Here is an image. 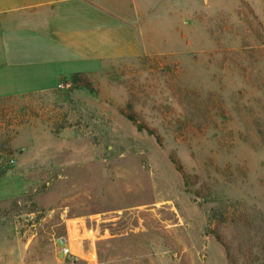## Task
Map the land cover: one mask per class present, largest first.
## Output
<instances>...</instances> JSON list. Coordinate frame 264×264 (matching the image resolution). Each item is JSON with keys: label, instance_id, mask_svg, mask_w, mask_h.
<instances>
[{"label": "rangeland", "instance_id": "1", "mask_svg": "<svg viewBox=\"0 0 264 264\" xmlns=\"http://www.w3.org/2000/svg\"><path fill=\"white\" fill-rule=\"evenodd\" d=\"M141 29L4 116L0 264H264V0H147Z\"/></svg>", "mask_w": 264, "mask_h": 264}, {"label": "crops", "instance_id": "2", "mask_svg": "<svg viewBox=\"0 0 264 264\" xmlns=\"http://www.w3.org/2000/svg\"><path fill=\"white\" fill-rule=\"evenodd\" d=\"M146 22L147 0H0V153L4 116L31 114L66 80L146 52Z\"/></svg>", "mask_w": 264, "mask_h": 264}, {"label": "built area", "instance_id": "3", "mask_svg": "<svg viewBox=\"0 0 264 264\" xmlns=\"http://www.w3.org/2000/svg\"><path fill=\"white\" fill-rule=\"evenodd\" d=\"M58 87H61V85H58ZM14 164V160L5 156H0V168H6L10 167ZM59 245H60V253L63 256H70V249L68 246V240L64 237L59 239Z\"/></svg>", "mask_w": 264, "mask_h": 264}, {"label": "trees", "instance_id": "4", "mask_svg": "<svg viewBox=\"0 0 264 264\" xmlns=\"http://www.w3.org/2000/svg\"><path fill=\"white\" fill-rule=\"evenodd\" d=\"M77 76V75H76ZM74 78H75V76H74ZM186 179V178H185Z\"/></svg>", "mask_w": 264, "mask_h": 264}]
</instances>
